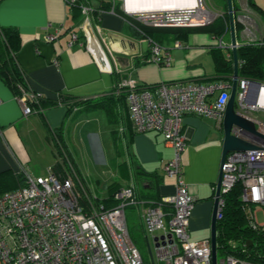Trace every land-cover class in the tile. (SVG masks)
I'll use <instances>...</instances> for the list:
<instances>
[{"label":"crops","instance_id":"0c3cea01","mask_svg":"<svg viewBox=\"0 0 264 264\" xmlns=\"http://www.w3.org/2000/svg\"><path fill=\"white\" fill-rule=\"evenodd\" d=\"M83 2L95 9L93 28L83 23L81 11L77 13L67 0H0V27H14L21 36L16 60L28 86L16 93L0 77V173L10 171L25 178L33 168L56 167L63 160L56 145L60 133L76 172L84 179L94 177L108 165L109 171H118L125 179V185L138 186L137 193L143 200L173 195L176 177L168 175L165 166L176 151L162 133H126L123 122L111 123L104 109L69 110L59 101L61 96L72 100L100 98L114 91L117 80L128 78L142 86L215 81L217 60L211 50L220 38L194 32L186 39H178L184 47L167 41L162 51L171 47V64H157L150 59L147 38L139 36L118 10L112 11V0ZM205 2L222 16L228 13L227 0ZM233 8L241 25L238 47L264 40V0H233ZM58 31L57 39L47 40L49 34ZM228 32L229 39L223 37L227 44L231 43L230 28ZM221 49L225 57L233 58L231 48ZM33 95L45 98L43 107L34 106ZM24 102L33 107L31 114H25ZM182 129L187 140L181 165L189 191L196 198L190 238L211 239L223 123L189 113L183 117ZM114 130L119 132V149ZM110 178L105 180L112 182L115 175Z\"/></svg>","mask_w":264,"mask_h":264},{"label":"built area","instance_id":"2783aa9c","mask_svg":"<svg viewBox=\"0 0 264 264\" xmlns=\"http://www.w3.org/2000/svg\"><path fill=\"white\" fill-rule=\"evenodd\" d=\"M80 9L83 23L93 28V6L82 2ZM117 9L126 20L131 17L153 27L205 26L222 16L202 0L193 6L155 7L143 13L130 11L127 0H112V11ZM58 34L59 31L49 34L47 40L54 41ZM223 37L217 46L232 49V43L227 44ZM147 40L151 61L170 65L171 47L163 52L162 44L151 38ZM174 46L185 45L177 40ZM233 81L234 75H230L207 83L162 82L152 88L141 86L134 78L120 81V86L129 89L127 100L135 131L160 132L176 151L165 166L166 173L176 177L175 194L163 195L159 201H146L137 196L132 184L121 186L114 194L115 205L109 206L105 203L107 197L100 199L91 193L87 195L89 206L86 207L79 186L85 192L86 189L72 165L65 164L61 169L50 167L41 175L25 173L23 185L0 194V264H212L211 239L190 238L196 198L189 191L181 165V152L187 140L182 122L184 115L190 113L223 123ZM263 96V83L238 77L236 110L256 123L258 134L237 125L232 133L257 148L227 155L222 165L217 213L219 220L225 204L223 195L240 183L241 199L254 207L252 226L262 230L264 223H259L257 213L264 210V118L254 113L264 114ZM32 98L38 99L36 95ZM33 110L24 102L25 114ZM131 205L139 207L151 262L144 260L131 237L126 211ZM166 205L171 211L166 210ZM221 262L256 264L234 255L225 256Z\"/></svg>","mask_w":264,"mask_h":264},{"label":"trees","instance_id":"16d2710c","mask_svg":"<svg viewBox=\"0 0 264 264\" xmlns=\"http://www.w3.org/2000/svg\"><path fill=\"white\" fill-rule=\"evenodd\" d=\"M83 1L85 0H76V2L72 5L76 8L77 13L81 11L80 4ZM226 7H228V5H226ZM233 9L235 14V8ZM117 10L119 12V9ZM223 16H219L214 22L208 25L198 27H153L131 17H127V21L133 27L134 31L139 34V36L151 38L153 41L163 44L167 41L171 42L178 39H186L191 33L194 32L210 33L220 38L226 33V31L228 32L230 28L228 13H225ZM225 20H227V23L224 22ZM240 29L241 25L236 20L237 36ZM21 45V36L16 28L0 27V77L6 83L10 84L16 93H20L21 88L28 89L27 83L25 81V74L18 66L16 60V53L21 48ZM211 51L215 54L217 60V79L229 77L234 71L233 58L225 57L223 54V49L218 47L216 44L213 46ZM238 58L239 77L264 84V43L261 44L256 41L242 44L240 47H238ZM155 85L144 86L152 88ZM128 95L129 89L120 86V80H117L114 91L103 97L94 99L75 98L72 100L71 98H65L61 96L59 102L68 105L69 110L75 111L80 109H86L88 111L104 109L108 114L111 123L123 122L124 131L126 133L129 130H131L132 133H138L135 131L130 119L129 105L127 100ZM45 103V98L39 97L34 101V106H44ZM118 134L119 132L117 130L113 131L116 147L119 149ZM57 137L58 139L56 145L58 147V151L63 153L61 156L63 160L57 163L55 168L61 169V167H63L65 164H68L72 165L73 168L76 169L74 161L68 154L69 149L67 144L64 142L63 136L59 133ZM24 180L25 179L22 174H12L10 171L1 172L0 194L20 187L24 184ZM85 188L86 192L82 188H79V191L81 193V200L83 204L88 207L89 204L87 195H91V191H89L87 187ZM120 188L121 185L117 183H113L109 187V196L105 199V203H107V205L113 206L117 203L115 200H113V197ZM137 189L138 186H136V193ZM140 189L143 190V187L141 186ZM241 193L242 186L240 183H237L230 191L223 195L225 198V204L222 211L223 216L217 222L218 256L221 255V257H225L227 255H234L238 258L245 259L256 264H264V230L260 228H254L252 226L251 210L254 207L251 204L245 203L241 199ZM137 196L142 199L141 194L137 193ZM160 198L161 197L149 201H159ZM133 208L137 209V212H139V207L137 205L129 206L126 210L127 220L128 213L130 212L129 209ZM165 208L167 211H171L170 206L166 205ZM138 215L139 223L134 227L130 225L128 220L131 237L136 245L137 243L134 239L133 231L141 230L145 236L140 214L138 213Z\"/></svg>","mask_w":264,"mask_h":264},{"label":"water","instance_id":"95a60500","mask_svg":"<svg viewBox=\"0 0 264 264\" xmlns=\"http://www.w3.org/2000/svg\"><path fill=\"white\" fill-rule=\"evenodd\" d=\"M227 5H228L229 27H230L231 43H232L233 59H234V74H233L234 81L223 119V128H224L223 153H222V160L220 167V175L217 182L216 193L214 197V209H213L212 222H211L212 264H218L217 213L219 207V197L221 195V187H222V165L224 164L225 159L230 152L252 150L257 148L251 142L233 134L232 129L234 125H237L251 133L258 134L256 123L252 119L240 114L236 110V91H237V83L239 77V58H238L239 43L237 41V34H236V18L233 9V0H227ZM101 62L104 63L105 61L101 59Z\"/></svg>","mask_w":264,"mask_h":264},{"label":"rangeland","instance_id":"374dc122","mask_svg":"<svg viewBox=\"0 0 264 264\" xmlns=\"http://www.w3.org/2000/svg\"><path fill=\"white\" fill-rule=\"evenodd\" d=\"M202 1L204 2L205 6H207L208 8H210L213 11V9L210 6H208L205 2V1L208 2L210 0H202ZM224 22L227 23V20H225ZM228 33L229 32L226 31V33L224 35L225 40L229 39V36L227 35ZM237 38L239 39V35ZM216 42L217 43H215V44L220 46V44H218V39ZM223 48L226 49L227 47H223ZM204 53H205V55H210L207 52H204ZM254 114L259 115V116L264 118V114H262V113L255 112ZM87 165H88V167H90L89 164H87ZM66 166L68 167V164H66ZM48 170H49V168H45V170H44L43 168L37 167V168H33L32 171H33V174H35V175H41V174H44L45 172L47 173ZM118 174H119L118 171H109L108 165L104 166V167L102 166L101 172H99L98 174L95 173L94 177L89 176V178L85 177V179H83V177H81L78 173L81 181L84 184H86V185H83V187L84 186L87 187L88 190L91 191L92 194L98 195V197L100 199L106 198L109 196V192H110L109 187L113 184L112 182L117 183V184H123L124 186H126L125 185V179L121 175H118ZM85 175H87V174L85 173ZM112 175H115V178L112 180V182H110V180H111L110 176H112ZM100 179H102V180H100ZM105 179H110V180L107 181ZM79 188H81V186H79ZM129 210H130V212L128 213V220H129L130 225L134 227L135 225H137L139 223V221H138L139 215H138L137 209L133 208V209H129ZM257 214H258L259 223H264V210L260 209ZM133 233H134V239L136 240L137 246H138L139 250L141 251L143 257L145 258V261L151 262L152 259H151V254H150L149 247H148V242H147V239L144 236L143 232L141 230H137V231L135 230V231H133ZM223 258L224 257H221V255L218 256L219 264H222L221 260Z\"/></svg>","mask_w":264,"mask_h":264},{"label":"bare ground","instance_id":"6f19581e","mask_svg":"<svg viewBox=\"0 0 264 264\" xmlns=\"http://www.w3.org/2000/svg\"><path fill=\"white\" fill-rule=\"evenodd\" d=\"M197 0H127L130 11L143 13L155 7L193 6ZM264 100V96L262 98Z\"/></svg>","mask_w":264,"mask_h":264}]
</instances>
